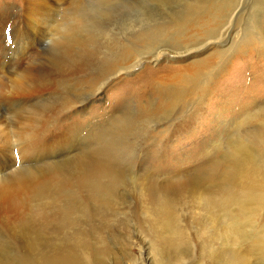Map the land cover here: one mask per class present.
<instances>
[{
    "label": "rangeland",
    "instance_id": "1",
    "mask_svg": "<svg viewBox=\"0 0 264 264\" xmlns=\"http://www.w3.org/2000/svg\"><path fill=\"white\" fill-rule=\"evenodd\" d=\"M31 2L0 0V264H264V0Z\"/></svg>",
    "mask_w": 264,
    "mask_h": 264
},
{
    "label": "bare ground",
    "instance_id": "2",
    "mask_svg": "<svg viewBox=\"0 0 264 264\" xmlns=\"http://www.w3.org/2000/svg\"><path fill=\"white\" fill-rule=\"evenodd\" d=\"M26 6H27V9H31V4H32V2H31V0H26ZM198 3V2H197ZM198 5V4H197ZM191 6H192V8L190 9L191 11L187 14V17H186V19H185V21L182 23V24H180V21L179 20H175V19H181V17H177V18H174V21H172L171 23H173V22H177L178 23V25H175V27L177 28V29H175V32L174 33H172V35L171 36H174V37H177V36H179L178 38H184V36H186V33L188 32L187 31V25L190 23V22H196L197 24H198V27H208L211 23H208L205 19V16H204V12H202L199 8L200 7H198L197 8V6H196V4L194 5V3L193 4H191ZM205 6V5H204ZM210 11H211V9H210ZM212 12V11H211ZM32 13V12H31ZM186 16V15H185ZM212 16V15H211ZM184 18V17H183ZM173 20V19H172ZM182 20V19H181ZM203 22H205V23H203ZM184 25V29H179L181 26H183ZM153 27V26H152ZM162 27H164V28H166V27H168L169 28V26L165 23ZM173 27V26H172ZM157 29V28H156ZM168 30V29H167ZM190 30V29H189ZM192 30V29H191ZM196 30V29H195ZM177 31V32H176ZM205 31V30H204ZM142 32V31H141ZM156 33V32H155ZM194 33V32H193ZM161 34V33H160ZM188 34V33H187ZM198 34V33H197ZM262 34V33H261ZM155 35V34H154ZM191 35V34H190ZM253 35V34H252ZM148 37L149 36V33L148 32H145L143 35H141L140 36V38L139 39H141V38H143V37ZM258 36V35H257ZM262 36V35H261ZM217 37V36H216ZM212 38V37H211ZM255 38V37H254ZM264 38V37H263ZM263 38H259V39H257V42H259L260 44H263L264 45V43H263V41H264V39ZM131 39V38H130ZM210 39V38H209ZM256 39V38H255ZM244 40V39H243ZM246 40V39H245ZM253 40V39H252ZM221 41V40H220ZM252 42H254V41H252ZM241 43V42H240ZM247 45H248V43H246ZM249 44H251V41H250V43ZM258 44V43H257ZM220 45V44H219ZM246 45V46H247ZM211 46V45H210ZM242 46V45H241ZM244 46H245V44H244ZM254 46V45H253ZM220 47V46H219ZM223 47V46H222ZM258 47V46H257ZM244 48L245 47H240V46H238V47H236L234 50H235V52L238 50V51H240V50H244ZM211 49V47H205V48H202V49H198L196 52H193V51H189V50H191V49H189V50H185V51H182V52H192V55L191 56H197V55H201V54H203V53H205V52H207L208 50H210ZM258 49H260V48H258ZM237 51V52H238ZM234 52V51H233ZM232 52V53H233ZM190 54V53H189ZM188 54V55H189ZM225 54H227L226 52H224L223 50H217L216 51V55L219 57V58H221L220 60V65L223 67V64H224V61L226 60V58H225ZM215 55V54H214ZM208 61V60H207ZM205 60H201V59H197V60H194V61H192L191 63L192 64H189V66H188V68H182V69H179V70H176V71H178L180 74H177V72L176 71H173L172 73H169V74H165L164 76H163V78L166 80V83L167 84H160V86L165 90V95H166V97L168 98V99H178V100H180V99H183L184 97V95L185 94H183L184 92L186 93V91L184 90L183 92H178V88H175L176 86L175 85H173L174 83H175V81H177L179 78H180V76H181V79L182 78H184L185 80H187V79H195L197 76H199V74L200 73H202L203 71H204V69H203V66L205 65ZM226 64V63H225ZM193 69V70H192ZM190 70H192L190 73H187V72H189ZM180 79V80H181ZM27 80V79H26ZM34 83L35 82H32L30 79H29V82H28V84L27 83H25L24 82V80H22V81H18V83H16L17 85L14 87L15 88V90H17L18 91V94H21V95H26V93H29V92H32V91H34V90H32V86L34 85ZM179 83H180V81H179ZM215 85V84H214ZM193 86V85H192ZM194 87V86H193ZM204 92V91H203ZM208 92V91H207ZM187 94V93H186ZM216 96V95H215ZM260 112V111H259ZM259 112H257V113H259ZM254 115V114H253ZM255 116H257V115H255ZM259 116V115H258ZM260 117H262V119H264V114L263 115H261ZM253 120L254 119V116L252 117H249V119H248V121L249 120ZM258 119V118H257ZM264 122V121H263ZM245 144V143H244ZM244 144H241V148L243 149V147H242V145H244ZM246 145V144H245ZM245 145H244V147H245ZM238 148V147H237ZM241 148H239L240 150H242ZM246 149H248V148H246ZM239 150V151H240ZM243 150H245V149H243ZM239 151H237L238 153H239ZM241 152V151H240ZM238 167V166H237ZM238 169V168H237ZM237 169H235V171L234 172H236L237 171ZM239 170H241L240 168H239ZM238 172V171H237ZM231 173H233V171L231 172ZM239 173H241V171H239ZM244 173V172H243ZM243 173H242V175H243ZM245 174H247V173H245ZM261 174H263V181H262V183L264 184V170L263 171H261ZM245 180L247 179V176L246 175H244V176H242ZM239 178V177H238ZM15 183H18L17 181H15V180H11L10 182H7V181H1L0 182V209L1 208H3L4 206L5 207H7V208H10V207H12L13 206V202H14V199H15V197H16V195H17V192H18V190H19V188H21V185L20 184H17V185H15ZM241 183V182H240ZM239 183V184H240ZM245 184V183H244ZM243 186V185H242ZM250 186H248V184H246V187H244V188H246V189H248ZM21 190V189H20ZM244 191V190H243ZM20 192V191H19ZM18 197V196H17ZM235 197H237V196H235V195H233V193L232 194H229V199H231V200H234L235 199ZM237 200V199H236ZM165 205V204H164ZM166 210V209H165ZM167 211L168 210H166V212H165V214L163 213L164 212V210H162V211H160V214H164L165 216L168 214L167 213ZM169 212V211H168Z\"/></svg>",
    "mask_w": 264,
    "mask_h": 264
}]
</instances>
